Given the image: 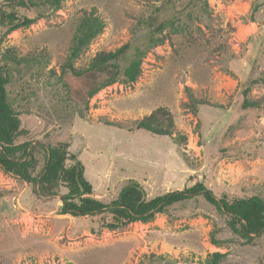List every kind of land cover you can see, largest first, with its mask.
I'll return each instance as SVG.
<instances>
[{"label": "rangeland", "instance_id": "obj_1", "mask_svg": "<svg viewBox=\"0 0 264 264\" xmlns=\"http://www.w3.org/2000/svg\"><path fill=\"white\" fill-rule=\"evenodd\" d=\"M192 2L62 0L57 10L46 4L26 11L37 21L7 35L0 48L8 102L26 131L21 143L69 142L93 196L104 202L131 180L149 199L196 183L217 197H264V0ZM93 10L105 27L76 67L128 42L129 57L135 47L145 56L136 82L103 89L81 118L85 88L73 82L69 96L58 76L81 19ZM250 85L248 99L260 106L244 110L242 91ZM158 107L172 112L185 141L135 127ZM38 160L39 170L44 158ZM61 205L60 196L38 198L0 168V264H212L214 253L225 255L219 264H264V238L241 244L201 196L116 230L98 216L60 215Z\"/></svg>", "mask_w": 264, "mask_h": 264}, {"label": "trees", "instance_id": "obj_2", "mask_svg": "<svg viewBox=\"0 0 264 264\" xmlns=\"http://www.w3.org/2000/svg\"><path fill=\"white\" fill-rule=\"evenodd\" d=\"M192 1H195L193 4L196 1L205 2ZM46 4L57 10L61 8L62 0H4V5L0 7V48L7 35L35 23L37 17L32 13L38 12ZM26 11L32 12L31 15L25 14ZM150 21L155 26V21ZM164 26V23L156 25V32L163 31ZM104 27V21L95 10L84 16L71 53L60 68L58 79L65 85L69 96L70 90L74 88L73 82H81L85 88L84 98L79 99L81 104L77 102L81 118H84V111L89 109L90 99L100 91L120 80L134 83L141 75L145 53L135 47L132 57H129L132 48L129 42L115 51L97 53L85 68L76 67L80 52L103 32ZM8 83V75L0 69V168L27 183L38 198L60 196V215L98 216L104 227L116 230L132 223L151 222L169 208L201 196L226 218L227 226L238 242L255 245L257 239L264 238V197L261 195L240 197L224 193L217 197L203 183H196L190 188L149 199L144 188L137 181L131 180L115 199L104 202L95 198L93 186L85 177L83 163L76 155L69 153V142L61 141L50 147L30 141L21 143L20 139L26 131L21 128L19 114L8 102ZM255 83L252 81L251 85ZM251 85L242 91L244 110L260 106L259 102L248 99ZM81 88L77 90L78 93ZM191 91L189 87L186 88V93L194 100ZM134 124L137 129L153 136H175V139L186 140L185 135L177 130L172 112L166 107L156 108ZM39 156L44 160L38 170ZM68 160L73 165L67 166ZM62 188L66 190L65 193H61ZM211 258L212 264H219L225 255L214 253Z\"/></svg>", "mask_w": 264, "mask_h": 264}]
</instances>
